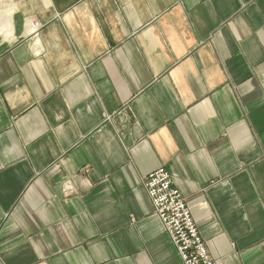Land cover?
<instances>
[{
  "label": "crops",
  "instance_id": "obj_1",
  "mask_svg": "<svg viewBox=\"0 0 264 264\" xmlns=\"http://www.w3.org/2000/svg\"><path fill=\"white\" fill-rule=\"evenodd\" d=\"M161 168L264 264V0H0V264H182Z\"/></svg>",
  "mask_w": 264,
  "mask_h": 264
},
{
  "label": "built area",
  "instance_id": "obj_2",
  "mask_svg": "<svg viewBox=\"0 0 264 264\" xmlns=\"http://www.w3.org/2000/svg\"><path fill=\"white\" fill-rule=\"evenodd\" d=\"M144 185L154 212L177 249L182 264H216L171 174L161 168L146 176Z\"/></svg>",
  "mask_w": 264,
  "mask_h": 264
}]
</instances>
